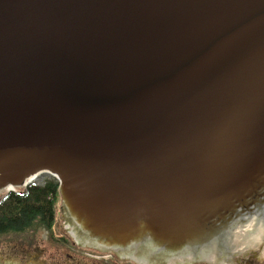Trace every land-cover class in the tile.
I'll use <instances>...</instances> for the list:
<instances>
[{
    "label": "water",
    "instance_id": "1",
    "mask_svg": "<svg viewBox=\"0 0 264 264\" xmlns=\"http://www.w3.org/2000/svg\"><path fill=\"white\" fill-rule=\"evenodd\" d=\"M52 175L114 233L138 203L256 190L264 0H0V193Z\"/></svg>",
    "mask_w": 264,
    "mask_h": 264
},
{
    "label": "flooded vegetation",
    "instance_id": "2",
    "mask_svg": "<svg viewBox=\"0 0 264 264\" xmlns=\"http://www.w3.org/2000/svg\"><path fill=\"white\" fill-rule=\"evenodd\" d=\"M255 189L221 210L226 202L218 201L214 216L196 210L187 219L173 202L138 203L128 209L116 233L114 214L109 229H96L61 192L55 212L47 218L49 228L0 234V264H264V237L249 248L233 238L246 224L264 227V182ZM134 227L130 234L127 230ZM40 230L45 237H38ZM122 232L129 237L116 236Z\"/></svg>",
    "mask_w": 264,
    "mask_h": 264
},
{
    "label": "trees",
    "instance_id": "3",
    "mask_svg": "<svg viewBox=\"0 0 264 264\" xmlns=\"http://www.w3.org/2000/svg\"><path fill=\"white\" fill-rule=\"evenodd\" d=\"M59 196V182L55 178L9 192L0 198V234L35 232L44 226L49 228L47 218L55 212Z\"/></svg>",
    "mask_w": 264,
    "mask_h": 264
},
{
    "label": "bare ground",
    "instance_id": "4",
    "mask_svg": "<svg viewBox=\"0 0 264 264\" xmlns=\"http://www.w3.org/2000/svg\"><path fill=\"white\" fill-rule=\"evenodd\" d=\"M37 178V177H36ZM251 226L249 225L247 228L249 229ZM244 229L243 233H240V239L239 240V245L245 247V248H249V247H255L256 245L259 244L260 240H262V236L264 233V227L260 226L258 228V232H256V234H254L253 236L248 235L246 232L248 231V229Z\"/></svg>",
    "mask_w": 264,
    "mask_h": 264
},
{
    "label": "rangeland",
    "instance_id": "5",
    "mask_svg": "<svg viewBox=\"0 0 264 264\" xmlns=\"http://www.w3.org/2000/svg\"><path fill=\"white\" fill-rule=\"evenodd\" d=\"M50 178H54L53 176H46V177H37L36 178V182H43V181H45V180H47V179H50ZM35 182V183H36ZM6 194V192L5 193H3L2 194V196L3 195H5ZM1 198V197H0ZM251 226L249 229L247 228L248 226ZM248 229V231L246 232L248 235H251V236H253L254 234H256V232H258V231H256V230H258V228L259 227H255L254 225H253V222L252 223H249V224H246V226H244L243 228H241V233H243L244 231V229ZM45 231L44 230H40V231H38V237H45ZM264 237V233H263V236H262V238ZM241 240V239H240ZM1 245V244H0ZM1 248V247H0ZM27 264H36L35 262H33V261H29Z\"/></svg>",
    "mask_w": 264,
    "mask_h": 264
}]
</instances>
